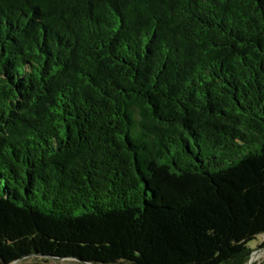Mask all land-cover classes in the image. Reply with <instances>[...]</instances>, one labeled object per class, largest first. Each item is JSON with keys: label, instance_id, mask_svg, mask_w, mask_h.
<instances>
[{"label": "trees", "instance_id": "obj_1", "mask_svg": "<svg viewBox=\"0 0 264 264\" xmlns=\"http://www.w3.org/2000/svg\"><path fill=\"white\" fill-rule=\"evenodd\" d=\"M260 235L264 0H0V264H246Z\"/></svg>", "mask_w": 264, "mask_h": 264}, {"label": "rangeland", "instance_id": "obj_2", "mask_svg": "<svg viewBox=\"0 0 264 264\" xmlns=\"http://www.w3.org/2000/svg\"><path fill=\"white\" fill-rule=\"evenodd\" d=\"M264 240V236L260 235L257 236L254 240H252L249 243V247L251 249H254L251 256V262L250 264H262V261L264 260V248H257V245L260 244ZM16 264H33L32 262H28L27 259H23ZM44 264H67L66 261L64 260H51L49 263H44Z\"/></svg>", "mask_w": 264, "mask_h": 264}, {"label": "water", "instance_id": "obj_3", "mask_svg": "<svg viewBox=\"0 0 264 264\" xmlns=\"http://www.w3.org/2000/svg\"><path fill=\"white\" fill-rule=\"evenodd\" d=\"M251 258H252V256H250V258H249V260H248V262H247L246 264H249V263L251 262ZM19 261H21V260H18V261H16V262L12 263V264H16V263L19 262ZM87 264H90V263H87Z\"/></svg>", "mask_w": 264, "mask_h": 264}, {"label": "bare ground", "instance_id": "obj_4", "mask_svg": "<svg viewBox=\"0 0 264 264\" xmlns=\"http://www.w3.org/2000/svg\"><path fill=\"white\" fill-rule=\"evenodd\" d=\"M250 264V263H249Z\"/></svg>", "mask_w": 264, "mask_h": 264}]
</instances>
